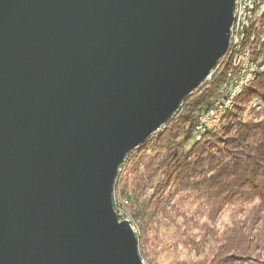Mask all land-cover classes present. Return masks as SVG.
<instances>
[{
    "label": "water",
    "instance_id": "95a60500",
    "mask_svg": "<svg viewBox=\"0 0 264 264\" xmlns=\"http://www.w3.org/2000/svg\"><path fill=\"white\" fill-rule=\"evenodd\" d=\"M236 0H0V264H145L114 191L228 52Z\"/></svg>",
    "mask_w": 264,
    "mask_h": 264
},
{
    "label": "trees",
    "instance_id": "16d2710c",
    "mask_svg": "<svg viewBox=\"0 0 264 264\" xmlns=\"http://www.w3.org/2000/svg\"><path fill=\"white\" fill-rule=\"evenodd\" d=\"M258 19L264 22V11L244 44ZM263 33L264 24L255 34ZM258 44L252 47L261 55ZM257 73L218 126L200 132L197 124L200 111L221 96L212 79L121 165L115 208L121 217L120 189L146 264H158L154 258L164 253L173 256L169 264H264V107H247L264 99V71ZM232 79L222 74L220 82L229 89Z\"/></svg>",
    "mask_w": 264,
    "mask_h": 264
},
{
    "label": "bare ground",
    "instance_id": "6f19581e",
    "mask_svg": "<svg viewBox=\"0 0 264 264\" xmlns=\"http://www.w3.org/2000/svg\"><path fill=\"white\" fill-rule=\"evenodd\" d=\"M263 11L264 0H236L234 20L231 26L230 49L228 50V53L229 59L233 61V66L235 64H239L240 68L236 72L234 80L232 79L233 81L229 86V89H227L226 86L221 88V96L217 100H215L212 106L208 107L201 113L198 126V129L200 131L211 130L218 126L225 109L231 108L233 106L236 96L243 91L245 85L249 81L256 77V73L258 72V70L257 67H253L256 63L254 64V59L250 58V55H248V50H246V53L244 50V52L241 51V46L244 44V41L247 38L248 32L252 27V23L259 15L262 14ZM238 50H240L241 53L239 62H237L236 56L233 55V52H238ZM243 53L245 55H242ZM212 73H210L209 77ZM225 98L228 100L224 102L220 107L216 121L212 124H207L202 128V125L205 124V121L208 118V110L210 108L216 107L218 100H224ZM252 105L257 107L258 102H254Z\"/></svg>",
    "mask_w": 264,
    "mask_h": 264
},
{
    "label": "rangeland",
    "instance_id": "374dc122",
    "mask_svg": "<svg viewBox=\"0 0 264 264\" xmlns=\"http://www.w3.org/2000/svg\"><path fill=\"white\" fill-rule=\"evenodd\" d=\"M262 24H264V22L261 20V21H259V19H258V21L256 22V24H255V26L256 25H258L257 26V29L258 28H260V26L262 25ZM257 29L255 30V32H253V36H254V38H253V40H248L245 44H243L242 46H241V51H245V53H246V50H248V55H250V58H252V59H254V66L253 67H257V70H258V73L259 72H262V71H264V33L262 34V36H261V38L259 39L258 37H257V35L255 34L256 33V31H257ZM255 34V35H254ZM258 38V39H257ZM258 42L259 44V49L261 50V55H258L257 53H256V51L258 50V48L256 49V48H253L252 47V44L254 43L255 44V42ZM246 45V46H245ZM229 49H230V46H229ZM243 51V52H244ZM228 53V52H227ZM226 53V54H227ZM224 55L221 59H220V61L218 62V64H217V66L213 69V75L211 76V78H207L206 79V84H207V86H210L212 83H214V82H216L217 83V81L219 82V85H218V90H220L221 88H223L224 86H227L228 85V81H222V82H220L221 81V76H222V74H226L229 78L231 77V79L233 78V76H234V74L238 71V69L240 68V66H239V64L238 65H234L233 66V61L232 60H230L228 57H229V53L227 54V55ZM233 55L234 56H236V60H237V62H239V57L241 56V53H240V50H238V52H233ZM242 55H245L244 53L242 54ZM257 56H260V57H257ZM244 61V60H243ZM243 61H241V62H243ZM236 63V62H235ZM259 64V65H258ZM230 67V70H231V72L232 73H228L229 71H228V68ZM211 72V73H212ZM257 73V74H258ZM213 79V82H211V80ZM210 82H211V84H210ZM244 91V90H243ZM242 91V92H243ZM241 94V93H240ZM240 94H238L237 96H236V98H235V100H234V105H235V103H236V101L238 100V96L240 95ZM197 95H198V93H195V94H193L192 95V97L191 98H196L197 97ZM190 98V99H191ZM255 99V98H254ZM253 99V100H254ZM253 100H251V101H249L250 103H248V108H256V109H258V108H261V107H264V99L263 98H260V97H258L257 98V100H259V102H258V105H262V106H253L252 104H253ZM263 101V102H262ZM261 102V103H260ZM233 105V106H234ZM231 109V108H230ZM205 110V109H204ZM204 110H202V111H200V113L199 114H201ZM225 111H226V109H225ZM225 111L223 112V115H222V118H223V116H224V113H225ZM221 118V119H222ZM198 122H199V117H198V121H197V124H198ZM202 134H199V136H201ZM198 136V135H197ZM199 138V137H198ZM197 138V139H198ZM200 139V138H199ZM121 169V168H120ZM114 196H115V191H114ZM114 199H115V197H114ZM117 200H118V205L122 208V209H120V219H129L130 220V218L128 217V215L124 212V199H123V197H122V194H121V192H120V189L118 190V195H117ZM116 209V208H115ZM131 221V220H130ZM226 221H227V218H223V219H221V220H219V222H218V225L219 226H223L225 223H226ZM132 223V222H131ZM133 225V224H132ZM133 227H134V229H135V231H136V228H135V226L133 225ZM136 233H137V231H136ZM159 249V248H158ZM140 252V251H139ZM152 258H154L153 257V255L151 256ZM172 258H173V256L170 254H166V253H164V254H159V257H156V258H154V260L153 261H158V264H169V263H171V261H172ZM144 261V260H143ZM144 263H145V261H144ZM146 264V263H145Z\"/></svg>",
    "mask_w": 264,
    "mask_h": 264
},
{
    "label": "built area",
    "instance_id": "2783aa9c",
    "mask_svg": "<svg viewBox=\"0 0 264 264\" xmlns=\"http://www.w3.org/2000/svg\"><path fill=\"white\" fill-rule=\"evenodd\" d=\"M232 91H233V88H232ZM228 99H224V100H218V102H217V105H216V107H214V108H210L209 110H208V118L206 119V121H205V124L204 125H202V128L203 127H205V125H207V124H212V123H214L215 121H216V119H217V114H218V111L220 110V107L222 106V104L224 103V102H226ZM259 107H260V105H258ZM201 132V131H200Z\"/></svg>",
    "mask_w": 264,
    "mask_h": 264
}]
</instances>
